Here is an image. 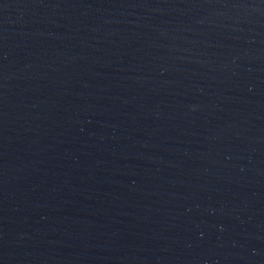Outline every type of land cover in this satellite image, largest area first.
Returning a JSON list of instances; mask_svg holds the SVG:
<instances>
[{"label": "water", "instance_id": "95a60500", "mask_svg": "<svg viewBox=\"0 0 264 264\" xmlns=\"http://www.w3.org/2000/svg\"><path fill=\"white\" fill-rule=\"evenodd\" d=\"M0 264H264V0H0Z\"/></svg>", "mask_w": 264, "mask_h": 264}]
</instances>
